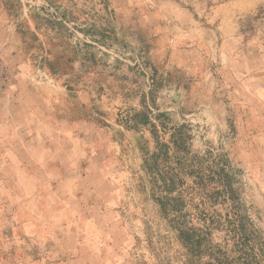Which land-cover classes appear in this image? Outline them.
<instances>
[{"label":"rangeland","instance_id":"1","mask_svg":"<svg viewBox=\"0 0 264 264\" xmlns=\"http://www.w3.org/2000/svg\"><path fill=\"white\" fill-rule=\"evenodd\" d=\"M176 1L201 19L234 7L230 45L252 53L226 102L182 105L111 0H0V264H264V0ZM176 128L192 238L143 163Z\"/></svg>","mask_w":264,"mask_h":264},{"label":"crops","instance_id":"2","mask_svg":"<svg viewBox=\"0 0 264 264\" xmlns=\"http://www.w3.org/2000/svg\"><path fill=\"white\" fill-rule=\"evenodd\" d=\"M111 1L117 29L128 28L132 42L145 46L149 66L162 82L173 80L170 86L180 94L182 105L209 99L226 102L225 96L245 73L243 67L249 66L241 58L250 51H235L230 45L239 38L232 4H219L215 19H201L176 0ZM252 80L261 82V76ZM257 89L261 99V83Z\"/></svg>","mask_w":264,"mask_h":264},{"label":"trees","instance_id":"3","mask_svg":"<svg viewBox=\"0 0 264 264\" xmlns=\"http://www.w3.org/2000/svg\"><path fill=\"white\" fill-rule=\"evenodd\" d=\"M261 28L264 34V12L262 8ZM261 46L264 51V35L261 38ZM138 119L139 122L135 123L136 126H146L151 124L148 115L144 112H138L133 115L132 120L137 121ZM171 149L175 150L177 153H182L185 150L182 128L174 129V132L171 133L170 139L167 143H158L156 152L151 155L145 153L143 163L144 166L147 167L146 170L154 175L156 183H151L152 196L155 203L158 205L162 216L168 219L179 235L192 238L194 230L190 227L187 228L186 225H183L180 222V219L182 218V210L186 203L179 190L185 184L182 176H187L189 178H195L196 176L191 169L184 168L183 170L182 165L172 167L167 163V161L171 159L169 153ZM219 175L226 180V175L223 174V171H220ZM219 264L222 263L219 262Z\"/></svg>","mask_w":264,"mask_h":264}]
</instances>
